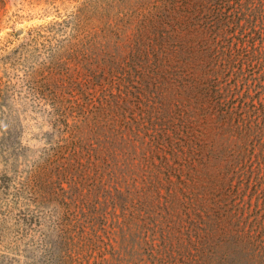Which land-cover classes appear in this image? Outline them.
<instances>
[{
    "label": "trees",
    "instance_id": "obj_1",
    "mask_svg": "<svg viewBox=\"0 0 264 264\" xmlns=\"http://www.w3.org/2000/svg\"><path fill=\"white\" fill-rule=\"evenodd\" d=\"M122 4L125 36L70 37L53 60V129L0 178V264L77 261L100 163L125 208L138 198V264H264V0Z\"/></svg>",
    "mask_w": 264,
    "mask_h": 264
},
{
    "label": "rangeland",
    "instance_id": "obj_2",
    "mask_svg": "<svg viewBox=\"0 0 264 264\" xmlns=\"http://www.w3.org/2000/svg\"><path fill=\"white\" fill-rule=\"evenodd\" d=\"M122 6V0H0V178L14 180L15 169L23 175L53 129L48 95L53 60L63 56L73 36L88 45L115 44L125 36L116 28L122 22ZM4 148L10 150L8 156ZM100 164H91L83 175L84 193L91 196L89 209L96 215L95 224H88L94 229L87 228L94 241L84 244L74 264H138L147 255L138 246L131 251L134 229L127 224L130 204L138 198H128L125 208L111 167ZM14 189L10 184V192Z\"/></svg>",
    "mask_w": 264,
    "mask_h": 264
}]
</instances>
